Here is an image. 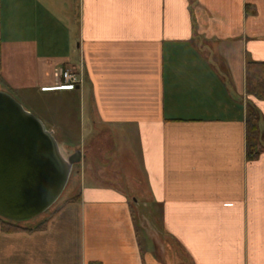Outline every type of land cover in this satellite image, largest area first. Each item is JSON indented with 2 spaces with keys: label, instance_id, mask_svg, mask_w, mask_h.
Instances as JSON below:
<instances>
[{
  "label": "crops",
  "instance_id": "crops-1",
  "mask_svg": "<svg viewBox=\"0 0 264 264\" xmlns=\"http://www.w3.org/2000/svg\"><path fill=\"white\" fill-rule=\"evenodd\" d=\"M246 62H264V0H0V84L35 107L50 98L49 130L89 145L91 169L115 137L133 138L142 178L139 200L94 177L37 218L43 228H0V264H264ZM79 67L81 86L56 88Z\"/></svg>",
  "mask_w": 264,
  "mask_h": 264
},
{
  "label": "water",
  "instance_id": "water-1",
  "mask_svg": "<svg viewBox=\"0 0 264 264\" xmlns=\"http://www.w3.org/2000/svg\"><path fill=\"white\" fill-rule=\"evenodd\" d=\"M64 147L71 152L65 155L53 131L0 90L1 219L29 222L56 204L85 158L81 146Z\"/></svg>",
  "mask_w": 264,
  "mask_h": 264
},
{
  "label": "rangeland",
  "instance_id": "rangeland-1",
  "mask_svg": "<svg viewBox=\"0 0 264 264\" xmlns=\"http://www.w3.org/2000/svg\"><path fill=\"white\" fill-rule=\"evenodd\" d=\"M0 90L1 91H6L9 92L10 95H12L21 105L22 107L35 115L45 126H47V121L46 119L41 115L43 112V108L46 105L47 100L49 101L50 98L45 97H39L36 102V107L30 104V96L27 95V97L22 98L21 96H18L15 94L10 88H8L5 84L1 83L0 84ZM78 103V100H77ZM79 111V108H78ZM79 113V112H78ZM80 120L82 121V129L80 130L78 126H69L70 131H71V136L74 135V133H78V130H80L81 134V140L87 142L92 136V125H91V120L89 116L81 113L80 115ZM74 124V123H73ZM70 136V137H71ZM56 139L59 141L58 144L61 147V150L65 155H67L70 151L65 150L64 146H74V144H71L67 141H72L74 142L73 138L70 140L69 137L65 142H60L62 141V138L59 136L58 132L55 135ZM129 137L125 136H117L115 137V142H114V149L112 150L111 153L106 152L104 154V159H108L109 163L107 165H103V163L96 162L93 165V168L95 170L93 171L90 167L89 162H82L80 166L75 165L73 174L71 176V179L66 186L63 194L59 198V200L56 202V204L53 207H56L58 204H61L63 201L67 199L70 193L73 191H77L82 187L84 184L88 185V183L94 178L97 177L100 180L103 181H108L115 186L125 189L128 191L129 194L133 193L134 199L139 200L141 197L139 196V180H141V173L138 168V163L135 159H131L128 154L133 153L134 156L136 157L134 147H135V142L133 138L131 140H128ZM75 143V142H74ZM80 150L85 152L86 150L84 148L80 147ZM51 209H49L46 213L41 215L40 217L44 216L45 214H48Z\"/></svg>",
  "mask_w": 264,
  "mask_h": 264
},
{
  "label": "trees",
  "instance_id": "trees-1",
  "mask_svg": "<svg viewBox=\"0 0 264 264\" xmlns=\"http://www.w3.org/2000/svg\"><path fill=\"white\" fill-rule=\"evenodd\" d=\"M9 93V92H8ZM245 93L250 98L245 107V127H246V148L250 157L259 152V147L264 143V120L254 105L253 100L264 99V62H246L245 64ZM49 130V128L47 127ZM54 131V137L56 135ZM56 139V137H55ZM57 140V139H56ZM57 142H59L57 140ZM70 146V145H69ZM79 147L80 145H74ZM85 146V160L88 155V147ZM72 200L73 198H68ZM32 222L33 224H30ZM45 221L32 220L24 223L10 222L0 218V228L3 233H17L20 231H30L32 229H41Z\"/></svg>",
  "mask_w": 264,
  "mask_h": 264
},
{
  "label": "built area",
  "instance_id": "built-area-1",
  "mask_svg": "<svg viewBox=\"0 0 264 264\" xmlns=\"http://www.w3.org/2000/svg\"><path fill=\"white\" fill-rule=\"evenodd\" d=\"M84 83V76L81 68H65L60 72L59 83L56 86L59 90H70L81 86Z\"/></svg>",
  "mask_w": 264,
  "mask_h": 264
}]
</instances>
